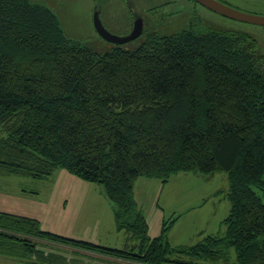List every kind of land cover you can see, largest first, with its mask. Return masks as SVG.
Masks as SVG:
<instances>
[{"label": "trees", "instance_id": "obj_1", "mask_svg": "<svg viewBox=\"0 0 264 264\" xmlns=\"http://www.w3.org/2000/svg\"><path fill=\"white\" fill-rule=\"evenodd\" d=\"M182 23L147 33L137 49L99 53L68 37L40 0H0V175L47 180L63 168L103 184L126 240L101 245L0 210V255L264 264V54L245 32L197 15ZM180 171L227 173L225 233L177 247L166 226L151 235L136 182Z\"/></svg>", "mask_w": 264, "mask_h": 264}, {"label": "rangeland", "instance_id": "obj_2", "mask_svg": "<svg viewBox=\"0 0 264 264\" xmlns=\"http://www.w3.org/2000/svg\"><path fill=\"white\" fill-rule=\"evenodd\" d=\"M220 1L243 12L264 16V0ZM40 2L55 10L68 37L80 40L99 53L113 51L116 45L137 49L147 33L159 28L171 32L173 26H181L190 16L197 15L214 28L254 36L259 53L264 54V25L227 17L194 0H103L101 18L115 35L124 36L133 30L137 10L143 18L148 17L149 24L143 33L122 44L108 41L95 27L94 13L101 0ZM228 190L226 172L180 171L172 174L167 182L159 177H141L135 185V197L151 224V235H160L166 226L169 228L167 237H171L169 244L185 246L196 244L206 234L225 233L223 220L231 209ZM0 210L37 218L44 230L68 237L111 247H124L126 243L125 237L116 229L113 202L108 198L105 186L80 179L63 168L56 169L47 180L0 175ZM56 247L71 250L64 245ZM57 253L36 255L33 259L37 264H62ZM0 264L30 263L0 255Z\"/></svg>", "mask_w": 264, "mask_h": 264}, {"label": "water", "instance_id": "obj_3", "mask_svg": "<svg viewBox=\"0 0 264 264\" xmlns=\"http://www.w3.org/2000/svg\"><path fill=\"white\" fill-rule=\"evenodd\" d=\"M196 1L227 17L245 22L264 25V16L243 12L220 0H196ZM94 24L100 35H102V37L116 44H122L134 38H137L142 34L144 29L143 17L138 15L135 20L134 28L129 34L124 36L115 35L105 27L103 20L101 18V9L98 7L96 8V11L94 13Z\"/></svg>", "mask_w": 264, "mask_h": 264}, {"label": "crops", "instance_id": "obj_4", "mask_svg": "<svg viewBox=\"0 0 264 264\" xmlns=\"http://www.w3.org/2000/svg\"><path fill=\"white\" fill-rule=\"evenodd\" d=\"M147 220H148V218H147ZM148 222H149V220H148ZM149 225L151 226V224H150V222H149ZM153 236H155V235H153ZM168 238H169V241H171V237H169L168 236ZM171 243V242H170ZM171 246H172V244H170ZM175 245V244H174ZM181 245H184V244H181ZM181 245H175V246H173V247H177V246H181ZM119 248V247H118ZM86 258H79V257H74V256H71L70 257V260L68 261V262H66V263H62V264H100V263H96L95 261H93V260H90L87 256H85ZM118 264H127V263H119V262H117Z\"/></svg>", "mask_w": 264, "mask_h": 264}, {"label": "flooded vegetation", "instance_id": "obj_5", "mask_svg": "<svg viewBox=\"0 0 264 264\" xmlns=\"http://www.w3.org/2000/svg\"><path fill=\"white\" fill-rule=\"evenodd\" d=\"M143 20H144V18H143ZM144 24H145V20H144Z\"/></svg>", "mask_w": 264, "mask_h": 264}]
</instances>
